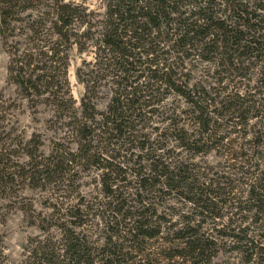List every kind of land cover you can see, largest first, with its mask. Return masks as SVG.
<instances>
[{
    "label": "rangeland",
    "instance_id": "1",
    "mask_svg": "<svg viewBox=\"0 0 264 264\" xmlns=\"http://www.w3.org/2000/svg\"><path fill=\"white\" fill-rule=\"evenodd\" d=\"M257 1L211 0L208 6L215 16L226 18L228 24L239 25L241 21L232 17L231 6L241 4L246 12L255 10V14L264 16V12L254 8ZM67 2L77 7L79 16L72 26L78 37L67 52L66 89L71 106L63 101L67 99L64 87L57 99L42 93L44 88L41 94L26 95L7 72L10 65L14 68L16 61H23L30 54L34 63L52 69L55 80L61 77L58 61H50L49 54L39 55L49 48L59 47L63 51L49 31V22L45 21L46 14L51 15L45 4L16 12L6 38L0 37V171L9 175V181L0 184V264H61L59 256L65 235L81 239L98 264L108 238L117 234L128 239L121 233L124 223L120 216L113 218L118 209L144 212V221L152 226L160 225L162 237H167L169 232L171 238V233L187 222L194 227L199 221V233L216 244L211 264H264V254L258 255L257 248L247 263L251 250L240 253L228 237L243 232L239 236L246 235L264 247V218L258 216L261 220L252 225L254 211L248 202L254 178L264 176V73L258 59L254 55L237 56L233 67L224 62L217 66L201 60L195 49L178 57L169 53L166 63L172 65L177 84L203 89L215 104L235 95L240 99L231 101V108L234 104L235 107L228 112L220 104L215 105L223 115L217 120L213 118L216 136L201 147L200 153L193 154L179 148V135L170 129L175 126L189 134L194 131L192 118L185 115L187 107L183 99L164 87L158 93L151 92L144 99L146 107L142 105L132 125V134L105 139L97 147L103 166L110 163L124 172L108 173L110 178L106 177L104 184V171L97 165H84L80 160L69 163L64 159L66 153L76 151L72 126L81 118L85 88L90 90L92 104L100 113L106 111L113 97L116 79L108 71L99 70L103 53L98 51L99 36L95 33L100 30L107 0ZM198 2L189 0L187 8ZM240 16L245 18L244 14ZM39 24L43 25L41 29L37 27ZM87 25L94 26L90 38L80 36ZM32 30L36 33H31ZM166 43L160 39L153 48L162 54L168 49ZM57 101L63 102L60 110L55 109ZM237 108L239 112L233 117L238 119H235L231 114ZM237 120L239 124L234 127ZM218 137L223 140L218 142ZM51 157L60 158L62 172L49 179L28 178L39 169L37 164ZM152 163L170 171L180 167L204 193L214 198V211L199 217L175 192L165 189L151 193L150 187L140 192L135 173L141 171L151 178ZM110 183L113 187H109ZM259 184L254 185L259 187ZM105 185L114 190L117 200L107 197ZM138 201L144 202L138 204ZM216 214L220 215L218 219L214 218ZM116 239L113 237L112 242Z\"/></svg>",
    "mask_w": 264,
    "mask_h": 264
},
{
    "label": "trees",
    "instance_id": "2",
    "mask_svg": "<svg viewBox=\"0 0 264 264\" xmlns=\"http://www.w3.org/2000/svg\"><path fill=\"white\" fill-rule=\"evenodd\" d=\"M210 1L199 0L198 4L187 8L186 3L189 0H107L104 19L98 26L100 30L95 33L99 36L98 51L103 53L100 57L101 62L98 63L99 70L108 71L111 77L116 79L113 97L106 111L100 113L92 104L90 90L88 87L85 88L80 105L81 118L72 126V133L77 139L76 151L66 153L64 161L73 163L80 160L84 165H97L104 171L102 180L106 184L105 178H110L108 173L118 174L120 168L110 163L103 166L100 161L104 160H101L97 147L102 145L105 139L131 135L134 131L132 125L139 117L142 105L146 107L144 99L149 98L151 92L158 93L161 87L183 99L187 107L185 115L190 116L193 121L194 131L190 134L183 128L176 129L175 126L172 128L170 126V129L179 135L177 138L179 148L197 154L207 141L216 136L217 130L214 126L216 120L223 115L216 110L215 105L220 104V107L228 112L235 107L234 104L231 108L233 105L231 101L234 99L239 101L240 98L235 95L215 104L203 89L196 90V87L189 89L177 84L176 75L171 70L172 65L166 63L167 55L171 53L178 57L195 49L198 57L204 62L217 66L223 65L224 62L232 67L237 56L254 55L260 63L261 72L264 73V16L255 14V10L246 12L241 4L232 5L230 8L232 17L241 22L239 25L228 24L223 16L214 15L208 6L211 4ZM43 4L51 12V15L48 13L45 18L50 25L49 31L56 38V44L63 46V51L60 52L57 49L59 47L49 48L47 52L39 55L47 57L49 54L50 61L56 59L60 64L61 77L58 76L55 80L52 69L34 63L30 54L25 55L23 61H16L14 68L10 65L7 72L13 83L26 95L41 94L40 90L44 88L42 93L57 99L61 87H64L67 99L63 101L71 106L66 89L67 52L73 44L72 41L78 37L72 32L73 22L79 17L77 7L67 0H0V37L2 40L6 38L5 33L16 12L30 11ZM254 6L264 12V0H258ZM243 14L245 18L240 16ZM37 27L41 29L43 25L39 24ZM93 27L87 25L86 31L84 30L80 36L90 38L89 35L94 34L91 33ZM31 33L36 32L32 30ZM160 39L168 42L166 43L168 49L162 54L153 48ZM163 55L166 57L162 58ZM159 65H162L161 68H158ZM62 103H56L55 109L60 110ZM238 112V108L233 109L231 116ZM71 115L74 118L72 110ZM238 124L237 120L233 126ZM217 140L221 142L223 138L218 137ZM28 156L31 158L32 154ZM44 161L43 164H37L39 169H36L29 179L39 180V177L49 179L62 172L59 167L62 164L60 158L51 157ZM184 173L180 167L170 171L163 165L152 163L151 178L138 171L134 179L140 192L148 187L151 193L165 189L175 192L178 198L192 206L199 217L213 212L214 198L204 193V189ZM8 177V174L0 171V184H3L2 181L6 184L9 181ZM254 179L248 198L250 210L254 211L252 225L261 220L258 216L264 218V176ZM257 182L260 183L259 187L254 185ZM109 187H113L112 183ZM105 193L108 198L117 200L113 195L114 190L108 186L105 187ZM142 202L144 201H138V204ZM113 214V218L120 216L121 222L124 223L121 233H125L128 239L117 234L108 238L100 251L102 257L98 264H211L216 244L199 233L201 224L199 221L194 227L187 222L180 229L173 231L169 238V232L167 237L160 235V225L152 226L151 222L144 221V212L133 213L118 209ZM219 217V214L214 216L217 219ZM240 234L244 233L239 232L238 235L232 234L228 237L233 239L235 249L240 253L246 254L251 250L247 263L251 262L254 249L257 248L258 255L264 254V247L260 243L251 238L247 239L246 235L239 236ZM113 237L117 238L114 242ZM59 257L62 258L61 264H95L90 249L75 235L64 236V245Z\"/></svg>",
    "mask_w": 264,
    "mask_h": 264
}]
</instances>
